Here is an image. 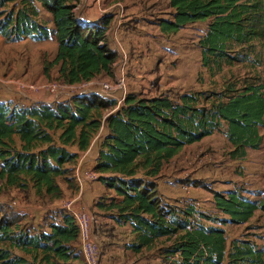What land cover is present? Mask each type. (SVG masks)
<instances>
[{"label": "trees", "instance_id": "obj_1", "mask_svg": "<svg viewBox=\"0 0 264 264\" xmlns=\"http://www.w3.org/2000/svg\"><path fill=\"white\" fill-rule=\"evenodd\" d=\"M78 3L0 0V35L15 42L41 41L54 33L57 49L48 64L58 65V78L64 83L112 75L118 59L106 40L112 14L86 22L76 16ZM168 6L171 17L159 23L164 32L207 21L198 45L201 66L211 74L247 60L264 38V0H168ZM41 10L51 14L52 27L43 21ZM108 96L88 92L51 102L0 101V180L51 198L62 194L58 177L77 190L74 168L79 152L104 130L92 169L98 174L96 181L114 194H101L96 206L116 222H128L138 245L169 240L159 248L169 264H264V244L237 237L228 244L221 225L201 219L244 224L257 210L264 214V189L259 199L236 190H214V208L222 214L215 218L192 204L164 206L155 180L184 146L222 126L232 158L244 157L247 148L258 149L263 139L259 127L264 125V82L235 79L225 81L220 90L174 95L126 92L121 102ZM22 219L14 210L0 215V264H85L71 214L61 211L46 229H31Z\"/></svg>", "mask_w": 264, "mask_h": 264}, {"label": "rangeland", "instance_id": "obj_2", "mask_svg": "<svg viewBox=\"0 0 264 264\" xmlns=\"http://www.w3.org/2000/svg\"><path fill=\"white\" fill-rule=\"evenodd\" d=\"M143 9L145 11L141 15L144 17L139 21L143 24L137 25L122 46L128 48L133 61L137 60V66L144 71V74L141 71L136 75L130 71L131 67L126 65L122 70L120 62L116 75L101 73L93 79L91 84L93 90L100 89L102 82H116L121 75L124 78L123 89L120 88L109 95L115 94L117 99L121 97V93L125 95L130 90L145 96L160 93L174 95L188 90H220L225 81L235 79H254L264 82V38L256 42V51L250 54L247 60L225 65L221 71L211 74L201 66L198 45L199 37L206 30L207 21L193 22L175 33H167L161 30L159 23L171 17L172 9L168 6V0H148ZM41 16L43 21L50 22L46 11L42 10ZM165 22L163 25L166 24ZM156 25L160 33L157 32ZM55 53L54 36L45 42L32 40L11 42L0 37V78L36 83L55 81L64 85V82L58 78V66L48 64ZM2 70L6 73L2 74ZM42 93L49 95L53 101L70 97L65 93H59L57 97L51 96L48 92ZM32 95L34 94L30 97ZM18 96L21 95L14 85H0V101H9ZM224 129L225 127L222 126L219 131L202 140L184 146L164 164L160 176L155 179L156 193L164 206L177 209L192 204L199 212L220 218L222 214L213 204L214 190L224 193L236 190L248 198H260L264 189V125L259 127L263 137L260 147L248 148L246 155L241 158L231 157L232 145L225 136ZM90 165L89 162L86 166L89 168ZM57 180L62 189L59 198L36 195L32 188L7 186L0 180V215L5 210H14L23 218L22 225L31 229H46L47 224L57 220L58 214L64 211V201L76 194V189L68 187L63 177H58ZM89 184L92 185L85 184L83 187L81 203L98 222L95 224L94 233L102 251L109 241L106 234L111 232L108 223L112 222L107 220L110 216L109 212L98 208L96 203L101 194L109 196L113 192L102 193L101 182L92 181ZM201 219L205 223L223 226L228 244L235 237L264 244V214L260 210H257L248 222L241 225L222 224L217 219ZM158 242L167 245L169 240L160 238ZM166 264H169L167 260Z\"/></svg>", "mask_w": 264, "mask_h": 264}, {"label": "crops", "instance_id": "obj_3", "mask_svg": "<svg viewBox=\"0 0 264 264\" xmlns=\"http://www.w3.org/2000/svg\"><path fill=\"white\" fill-rule=\"evenodd\" d=\"M146 1L148 0H132V1L79 0L78 5L74 9L77 18L86 22H95L98 19H100L103 15L112 14V19L110 21L109 28L106 33V40L108 45L112 49L116 50L118 54V59L113 66V73L115 75L119 71L118 65L120 62H121L120 64L121 69L124 70V67H122V55L119 53V50H117L118 47H120V49L124 53V58L126 59L125 65L131 67L130 71L134 72L136 75L140 74V72L142 71V69H140L139 66H137V60L133 61L131 54L128 51V48L125 46L123 47L122 45L124 44V41L126 39H129L130 34L137 27V25L143 24V22H139V21L144 17L143 15H141V13L145 11L143 8ZM41 14H42V10H41ZM47 15L50 19V22L47 23V25L49 27H52L51 14L47 12ZM156 28H157V32L160 33L157 25ZM52 36L55 37V34L52 33L48 39H50ZM0 37L3 38L1 35ZM48 39L41 40L38 42H45ZM25 40L35 41L31 38H25L23 40L15 41V42H23ZM56 49H57V42H56ZM134 62L135 64L133 65ZM1 72L2 74L6 73L3 72V70ZM142 72H143L142 74H144V71ZM91 81L93 82L94 80ZM129 92H133V91L130 90ZM113 97H115V94L113 95ZM11 100L22 104H29L31 102H36V101H46V102L53 101V99L49 95H46L45 93L34 94L29 98L18 96ZM104 132H105L104 130H100L92 140L90 144V150L83 158V161L81 162L82 171L87 170L88 167L86 165L89 162L91 163V165L88 169L93 168L97 156V143L99 140V136ZM70 150L76 151V147L72 146L70 147ZM83 152L84 151L79 152V158ZM95 182H99V181H95ZM87 184L89 186L92 185L89 183ZM102 186H103V189L101 190L102 193L109 191V192H113L111 195L114 194L113 190L106 189L103 184ZM107 220L108 222H112V223H108L110 224L109 226L111 232L108 233V235L106 234L109 241L106 247L100 252V264H166L163 262L162 260L163 254L160 253L159 250V248L163 247V244H159V242L156 240L152 244L140 246L138 245L139 238L132 231L131 225L128 222L118 223L112 218L111 215L107 218ZM236 225H241V224H236Z\"/></svg>", "mask_w": 264, "mask_h": 264}, {"label": "built area", "instance_id": "obj_4", "mask_svg": "<svg viewBox=\"0 0 264 264\" xmlns=\"http://www.w3.org/2000/svg\"><path fill=\"white\" fill-rule=\"evenodd\" d=\"M118 47V46H117ZM119 53L122 55V67L126 63L124 53L118 47ZM8 84L14 85L16 91L24 98H29L31 94H37L42 92H48L51 96L57 97L59 93H65L66 95L74 96L88 92L103 93L106 95H112L118 89H123L124 78L123 75L118 77L116 82H102L100 89L97 91L91 88L92 81H82L75 84L58 83L55 81H49L45 83H36L31 81L17 80V79H2L0 78V85L7 86ZM100 91V92H99ZM124 93V92H123ZM118 102H121L124 95H120ZM90 146L82 153L78 162L74 168V175L77 184V190L74 197L66 199L63 203V209L74 217L75 223L78 227L79 245L83 255L85 264H100V244L95 236L94 227L98 223L95 221L81 203V197L83 187L87 183L96 181L98 174L93 169L81 170V162L86 154L89 152Z\"/></svg>", "mask_w": 264, "mask_h": 264}]
</instances>
